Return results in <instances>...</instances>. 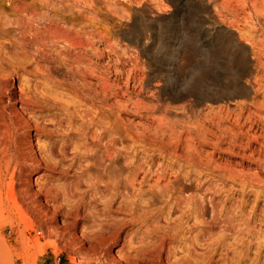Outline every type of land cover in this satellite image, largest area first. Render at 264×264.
<instances>
[{"label":"rangeland","instance_id":"rangeland-1","mask_svg":"<svg viewBox=\"0 0 264 264\" xmlns=\"http://www.w3.org/2000/svg\"><path fill=\"white\" fill-rule=\"evenodd\" d=\"M4 243L264 264V0H0Z\"/></svg>","mask_w":264,"mask_h":264},{"label":"bare ground","instance_id":"bare-ground-1","mask_svg":"<svg viewBox=\"0 0 264 264\" xmlns=\"http://www.w3.org/2000/svg\"><path fill=\"white\" fill-rule=\"evenodd\" d=\"M239 54H240L241 60H243V61L246 60V57H245L243 52H239ZM233 74L235 75V78L238 81L234 82V91L231 92V93H228L227 94L228 97H231L234 94L241 95V94H243L245 92V86H243V85H241L239 83V79L245 74V70L241 69V68H236V70L233 71ZM0 253H1V255H3L2 256L3 257V261H5L6 257L10 253V249L5 243L1 244Z\"/></svg>","mask_w":264,"mask_h":264}]
</instances>
